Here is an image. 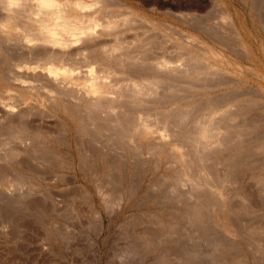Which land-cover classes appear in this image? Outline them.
I'll return each mask as SVG.
<instances>
[{
    "label": "rangeland",
    "instance_id": "obj_1",
    "mask_svg": "<svg viewBox=\"0 0 264 264\" xmlns=\"http://www.w3.org/2000/svg\"><path fill=\"white\" fill-rule=\"evenodd\" d=\"M121 1L160 26L132 23L122 85L161 63L158 91L125 116L0 113V264H264V0Z\"/></svg>",
    "mask_w": 264,
    "mask_h": 264
},
{
    "label": "bare ground",
    "instance_id": "obj_2",
    "mask_svg": "<svg viewBox=\"0 0 264 264\" xmlns=\"http://www.w3.org/2000/svg\"><path fill=\"white\" fill-rule=\"evenodd\" d=\"M133 22L149 27L156 39L158 22L121 0H0V57L11 60L4 88L9 94L0 95L2 116L49 111L125 116L136 110L146 95L158 91L159 63L150 87L139 75L122 85L124 75L141 72L140 55L129 52L145 36Z\"/></svg>",
    "mask_w": 264,
    "mask_h": 264
}]
</instances>
